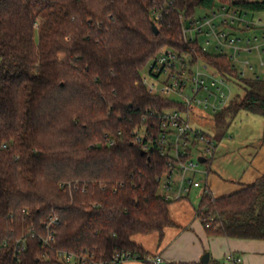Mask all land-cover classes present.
I'll use <instances>...</instances> for the list:
<instances>
[{
	"label": "trees",
	"instance_id": "1",
	"mask_svg": "<svg viewBox=\"0 0 264 264\" xmlns=\"http://www.w3.org/2000/svg\"><path fill=\"white\" fill-rule=\"evenodd\" d=\"M219 3L264 10L263 0H0V264H61L59 249L105 264H122L121 254L180 264L152 262L133 239H162L177 223L158 180L168 158L142 154L131 131L147 110L175 105L142 81L165 47L244 79L226 54L182 36V13ZM244 81L248 89L217 113L220 122L242 109L264 115V79ZM196 213L210 236L264 239V176L227 195L203 193ZM30 226L35 234L16 250ZM50 231L55 240L45 243Z\"/></svg>",
	"mask_w": 264,
	"mask_h": 264
},
{
	"label": "built area",
	"instance_id": "2",
	"mask_svg": "<svg viewBox=\"0 0 264 264\" xmlns=\"http://www.w3.org/2000/svg\"><path fill=\"white\" fill-rule=\"evenodd\" d=\"M252 13L226 3H219L214 9H205L203 13H196L191 17L182 13L183 39L187 43L197 45L203 52L226 54L233 67L238 69V56L241 52H252L256 49L261 55L257 43L259 36L241 35L248 30L264 29V19L252 17ZM161 15V12L154 10V23L157 24ZM201 36H204L206 45L200 40ZM209 45L216 51L212 52ZM242 63L245 67L253 68L249 60H243ZM261 65H264L263 59ZM146 68L142 72V81L147 90L151 94L169 99L175 105L161 110H147L141 122L132 129L131 138L146 154L156 149L168 158V171L158 177L160 188H163L161 195L167 200H181L187 198L194 187H201L203 182L194 175L203 162L199 158H193L192 150L200 142L206 144L202 157L207 161L208 155H211L215 147L214 139L194 128L191 121L193 109L196 107L213 113L225 109L237 94L233 90V84L237 80L227 72H221L198 53L194 55L192 52H180L172 47L161 49ZM239 73L244 77V72ZM160 77L163 79L159 80ZM121 134L122 131L119 130L118 135ZM114 142L115 139L108 140L109 144ZM203 190L204 193H211L207 184ZM56 221L57 217H52L50 223L46 224L47 228L50 229ZM34 234L35 228L30 226L24 236L17 239L16 250H24L27 236ZM54 240L52 231L44 239L45 243ZM57 254L61 264H86L89 260L91 264H105L104 261L93 259L94 255L85 251L79 253L59 249ZM226 257L234 262L242 260L241 256L233 252L228 253ZM119 258L123 263L132 257L121 254L116 257ZM147 259L155 263L163 262L160 256L155 255H149Z\"/></svg>",
	"mask_w": 264,
	"mask_h": 264
},
{
	"label": "rangeland",
	"instance_id": "3",
	"mask_svg": "<svg viewBox=\"0 0 264 264\" xmlns=\"http://www.w3.org/2000/svg\"><path fill=\"white\" fill-rule=\"evenodd\" d=\"M204 11L205 9L200 8L197 10V14ZM254 15L264 19V10L256 11ZM42 18V15H40L38 23L41 22ZM263 32V28H260L257 32L259 35L257 43L260 46V56L259 51L256 49L252 52H241V55L238 56L237 67L239 71L244 72V79L236 81L233 84V90L241 96L248 89L244 80L253 79L257 74L264 79V65H261V60L264 61ZM241 35L245 37L244 33ZM200 40L206 45L204 36H201ZM209 49L212 52L216 51L213 47ZM243 60H249L253 68L245 67L242 63ZM145 70L147 73V68ZM162 79V77L159 78V80ZM216 115L217 113L209 110L196 107L193 109L191 121L194 128L213 136L215 147L211 155H208V160L201 163L199 171L194 174L196 179L203 181L202 186L194 187L187 198L171 203L170 208L177 223L193 220L195 223L199 222V217L195 214H197L196 211L206 184L210 188L211 194L219 197L235 192L264 176V115L242 109L237 113L232 114L230 112L226 114V122L224 121V123L220 122ZM218 133L222 136L217 137ZM205 145L200 142L192 150L194 159H201L202 155L205 154ZM162 192L163 188H160V193ZM137 235L140 236V234L135 236ZM150 237L147 236L146 244L150 245L155 253L156 247L153 245V238Z\"/></svg>",
	"mask_w": 264,
	"mask_h": 264
},
{
	"label": "crops",
	"instance_id": "4",
	"mask_svg": "<svg viewBox=\"0 0 264 264\" xmlns=\"http://www.w3.org/2000/svg\"><path fill=\"white\" fill-rule=\"evenodd\" d=\"M252 17H257L254 15V12L252 13ZM258 31L259 29L248 30L244 32V35L249 37L259 36L257 34ZM255 77L261 78L258 74ZM170 213L174 219L175 215L172 214L171 208ZM199 222L195 223L194 220L191 222L186 221L185 223L176 222V227L170 226L165 229L162 239L159 238L158 232H153L150 234H140L139 237L137 235L134 237V240L141 244L150 255L160 256L163 262L174 261L180 264H205L202 261V257L206 252H209L210 258L208 264H264V239L210 236L207 234L200 219ZM147 236L153 238V245L156 247L155 253L152 251L153 248L146 244ZM230 252L241 256L242 260L240 262L228 260L226 255ZM122 264L144 263L137 259H128Z\"/></svg>",
	"mask_w": 264,
	"mask_h": 264
},
{
	"label": "water",
	"instance_id": "5",
	"mask_svg": "<svg viewBox=\"0 0 264 264\" xmlns=\"http://www.w3.org/2000/svg\"><path fill=\"white\" fill-rule=\"evenodd\" d=\"M263 2H264V0H263ZM153 30H154V32L156 34L159 32V27H158V25L156 23H153ZM142 154H146V151H142ZM201 161L202 162H205L206 161V158L205 157H201ZM209 258H210V253L209 252H206L204 254V256L202 257V261L205 264H208Z\"/></svg>",
	"mask_w": 264,
	"mask_h": 264
}]
</instances>
